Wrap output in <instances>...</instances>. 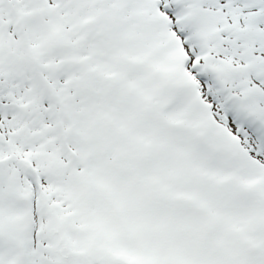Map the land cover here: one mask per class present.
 <instances>
[{
  "label": "snow or ice",
  "instance_id": "obj_1",
  "mask_svg": "<svg viewBox=\"0 0 264 264\" xmlns=\"http://www.w3.org/2000/svg\"><path fill=\"white\" fill-rule=\"evenodd\" d=\"M0 264H264V0H0Z\"/></svg>",
  "mask_w": 264,
  "mask_h": 264
}]
</instances>
